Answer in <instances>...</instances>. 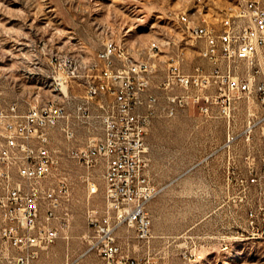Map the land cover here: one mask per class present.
Returning a JSON list of instances; mask_svg holds the SVG:
<instances>
[{"label":"built area","instance_id":"obj_1","mask_svg":"<svg viewBox=\"0 0 264 264\" xmlns=\"http://www.w3.org/2000/svg\"><path fill=\"white\" fill-rule=\"evenodd\" d=\"M178 20L203 61L192 70L185 69L182 50L161 67V54L174 41L162 40L147 58L136 59L111 40L88 67L65 61V54L51 57L57 102L22 109L0 93V264H49L59 241L66 242L62 264H91L92 255L103 264H135L123 254L117 231L128 223L138 239L151 236L147 204L160 189L145 172L149 131L159 117L192 107L227 117L220 149L230 160L260 159V167L248 163L240 184L264 190V0H237L218 23L196 13ZM240 100L248 102L241 129L234 121ZM257 135L260 151L253 146ZM63 160L83 167L89 195L102 193L106 202L103 213L87 211L83 251L69 235L71 170ZM236 171L227 168L229 175ZM249 217L264 236V204Z\"/></svg>","mask_w":264,"mask_h":264},{"label":"rangeland","instance_id":"obj_2","mask_svg":"<svg viewBox=\"0 0 264 264\" xmlns=\"http://www.w3.org/2000/svg\"><path fill=\"white\" fill-rule=\"evenodd\" d=\"M237 0H0V93L6 103L22 109L49 100L57 102L56 79L50 59L65 54L75 65L88 67L108 41L136 59L147 58L154 45L171 40L160 57L161 67L172 52L184 51L185 69L203 63L178 18L194 13L218 23L222 11ZM82 88L76 86V91ZM247 100L237 102L234 121L239 129L248 115ZM227 117L197 107L174 117H159L149 131L146 175L160 192L147 204L151 236L138 239L134 227L117 231L123 254L135 264H264V236L252 227L251 209L264 204V190L241 180L248 163L261 160L228 159L220 149ZM253 146L260 151L257 135ZM242 152H244L242 150ZM70 168L71 244L82 251L89 233V208H106L102 193L89 195L85 169L72 160ZM237 168L228 174L227 168ZM97 178H101L97 175ZM60 176L55 174L53 182ZM101 182V181H100ZM264 189V184H263ZM49 264H62L66 242L59 241ZM89 263L103 264L96 256Z\"/></svg>","mask_w":264,"mask_h":264},{"label":"bare ground","instance_id":"obj_3","mask_svg":"<svg viewBox=\"0 0 264 264\" xmlns=\"http://www.w3.org/2000/svg\"><path fill=\"white\" fill-rule=\"evenodd\" d=\"M254 1H261V0H254ZM232 8H233V5L231 7L226 8V9H232ZM156 46H158V45H154V47H152V49L156 48ZM69 61H72V60L70 59ZM50 102H53V101H50Z\"/></svg>","mask_w":264,"mask_h":264}]
</instances>
